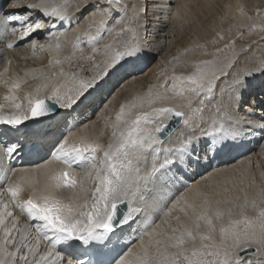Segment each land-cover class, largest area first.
Segmentation results:
<instances>
[{
	"label": "snow or ice",
	"instance_id": "obj_1",
	"mask_svg": "<svg viewBox=\"0 0 264 264\" xmlns=\"http://www.w3.org/2000/svg\"><path fill=\"white\" fill-rule=\"evenodd\" d=\"M173 6L174 0H0V59L17 47L54 54L48 72L24 73L40 81L26 96L15 94L26 81H12L0 126L19 131L30 121L62 117L65 131L51 157L66 166L51 176L55 183L31 179L34 171L47 173L51 161L18 167L25 143L0 132V264H264V190L249 200L243 180L229 178L215 190L190 183L220 171L216 162L251 139H264V35L237 47L246 35L264 33L255 23L264 8L248 15L241 5L248 23L231 24L223 47L210 53L206 46L225 40L222 33L195 45L211 59L173 57L170 83L185 103H171L153 86L130 93L114 118L99 117L103 129L112 128L101 143L93 117L136 79L138 64L163 51ZM63 51L69 54L60 59ZM177 68L192 71L176 75ZM77 128L78 140L69 144ZM84 164L94 187L82 180L81 195L66 201L60 191L76 187L68 169Z\"/></svg>",
	"mask_w": 264,
	"mask_h": 264
},
{
	"label": "bare ground",
	"instance_id": "obj_2",
	"mask_svg": "<svg viewBox=\"0 0 264 264\" xmlns=\"http://www.w3.org/2000/svg\"><path fill=\"white\" fill-rule=\"evenodd\" d=\"M259 4L262 5V8H264V0H174V15L169 21L168 27L170 25L169 29L176 43H173V41L171 42L169 40L168 46L164 49V51H170V45L173 43L174 46H172L173 48L168 54H174L179 45L182 46L183 50H185L186 48L192 49V52L188 53L187 56H184L183 52L182 55H180L181 60L188 59L190 61H196L200 59H211V56L200 55L201 50L197 49L195 45L206 44V42L212 40L213 38L218 39V37H216V34L222 33L226 36L225 40L219 41V43L216 45L207 44L206 46L207 51L210 53L213 52L216 47H223V44L227 43V40L229 38L227 29L231 24H237L241 22L248 23L239 16V7L241 5H244L245 10L248 12L250 8L253 9ZM255 23L258 26L264 24V17L256 19ZM174 27L175 30H172V28ZM232 35L234 36L235 33L233 32ZM262 35H264V33L258 31L253 32L251 35H246L244 40L237 41V47L239 48L241 45L247 46L253 41L258 40ZM8 39L11 40L14 39V37L9 36ZM259 47L264 48V44L260 45ZM87 51L88 50L86 49V54ZM38 52L39 53L33 54V51L27 47L4 50L3 57H5V59H0V71H3L0 75V103H4L3 97L8 94V90L11 87L12 81L16 77H21L26 81L25 83H21L23 88L20 86V88L15 90L16 95H18L19 97H24L26 96L28 91L34 90L35 86L40 83L39 80L33 79L31 75L25 77L24 73L30 68L42 69L45 72L49 71V68L47 66L53 59L54 54L41 52L40 50H38ZM68 54V51H63L59 54V58H63ZM26 57H28L29 59H26ZM161 58H164L163 55L161 56ZM9 59L14 60L12 61ZM8 61H11V63H8ZM15 61H17L19 65L21 64L23 65V67L27 66L28 68L21 69L15 64ZM173 62L174 63L171 67L166 61L162 64L159 63L155 65L153 69L151 68L152 70L150 69L147 72H143L146 69L143 62H141V65L138 64V69H142V71H137V76L139 75V77H136L135 80H130V82L127 83L123 89L119 90L118 97L113 98L112 103L108 107V110L106 112L98 113L97 118L102 114H105V116L110 115L114 118L116 112L119 109V103L124 99V97L129 96L130 93L133 92H145L149 86H153L154 90H158L170 97L171 103H185L183 99L174 96V90L172 89V84L170 83L171 77L173 75L172 69L176 64V61ZM35 64L38 66L33 67V65ZM5 67L8 68L7 72L4 71ZM58 67L59 66H56L51 70L55 71ZM190 71H192V69L186 70L184 68H177L176 75H180L182 73L184 75H187ZM5 80L8 81L7 85H5L4 83ZM164 85H166L165 89L163 88ZM88 115H91L90 110L88 112ZM58 120L59 119H52L46 122L43 126L35 130V134L41 133L40 130H44L46 128L49 130V132L55 131L54 133L57 134L58 131L62 129L63 118L60 122H56ZM93 120H98L96 128L98 131L102 130L104 133L101 137V143L107 144L111 135V126L103 129L102 125L104 124V122H102V119H96L94 116ZM180 130H182V126L178 127V131ZM81 131V129L77 128L73 135L68 137L69 144L78 140ZM261 145L262 146H259V148H257L258 151H256L255 149L254 152L243 157L238 162L220 166V171L218 172L212 170L210 171V173L206 175L204 174L203 178L201 175V177L199 175H196L190 181V183L192 184V188L195 189L197 186L203 188V186L207 184L211 185L213 190H215L218 187H224L225 181L230 178L235 181L243 180V183H241L239 187L247 191L249 200H252L254 197H258L259 193L264 190V176H262V173H264V140ZM249 162L250 170H248ZM63 169L64 167L61 164L51 162L49 164L47 173H45V171L42 169L34 171L32 173L31 179L37 180L41 184H43L45 180H48L50 183H55V181L51 180V176ZM84 170L88 171L87 165ZM69 172L76 180V187L65 188L60 191L59 195L64 197L66 201L69 198L74 199L76 196L81 195L80 187L81 181L83 180L80 171L76 170ZM20 175L21 174L18 173L17 176L13 177V179H18ZM198 177L200 178L197 179ZM252 181H254V183H252ZM83 184L84 187L88 189H92L94 187L93 182L88 179L84 180ZM228 186L231 187V185ZM192 194L193 193L191 192L188 193L189 196H191ZM232 194L240 195L241 197H243V193L240 192H233ZM217 199H223V196L217 197ZM248 214H254L251 208L248 209ZM135 248L136 245L134 244L133 249L135 250Z\"/></svg>",
	"mask_w": 264,
	"mask_h": 264
},
{
	"label": "rangeland",
	"instance_id": "obj_3",
	"mask_svg": "<svg viewBox=\"0 0 264 264\" xmlns=\"http://www.w3.org/2000/svg\"><path fill=\"white\" fill-rule=\"evenodd\" d=\"M258 6H260V7H262V5H258ZM252 11H251V8H250V10H248V15H253V12L251 13ZM169 24V23H168ZM170 25H169V27H168V25H167V27L165 28V44H164V47H163V51H161L160 52V54L159 55H157V56H155L152 60H151V62L150 63H147V65H145L144 64V67H146V69L143 71V72H147L148 70H150L151 68L153 69L154 67H155V65H157V64H162V63H164L165 61L166 62H168L169 63V66L171 67L172 65H173V57H174V54H175V56H180V55H182V53L184 52V50L182 49V46L181 45H179L178 47H177V49L175 50V52H174V54L173 53H170V54H168L171 50H172V46H174V42H175V39L173 38V36H172V33H171V31H170ZM175 30V27L174 28H172V30ZM169 30V31H168ZM170 38V39H169ZM173 41V43L170 45L171 47L169 48V50L170 51H168V52H165L164 51V49L165 48H167V46H168V41ZM170 43V42H169ZM176 43V42H175ZM20 48H22V47H20ZM24 48V47H23ZM39 50V49H38ZM38 50H36L35 51V54L36 53H39L38 52ZM181 50V51H180ZM163 55V59L161 58V56ZM167 56V57H166ZM168 60H167V59ZM26 59H29L28 57H26ZM9 60H14V59H9ZM15 64L18 66V67H20L21 69H26V68H28L27 66H24L23 67V65H19V63L17 62V61H15ZM142 63H140L139 65H141ZM33 67H36V64L35 65H33ZM151 69V70H152ZM136 77H139V75L137 76L136 75ZM130 82V81H129ZM128 82V83H129ZM163 88L165 89L166 88V85H164L163 86ZM118 95H119V92H117L116 93V96L114 97V98H116V97H118ZM110 106V105H109ZM108 106V107H109ZM103 116H105V114H102V115H100L99 117H103ZM99 117L97 118V116H95V118L96 119H99ZM59 118H60V116H59ZM58 117L57 118H55V119H59ZM83 119V118H82ZM103 120V119H102ZM98 121V120H97ZM102 122H104V120L102 121ZM109 126H111L110 124H109ZM49 131V130H48ZM53 131V130H52ZM111 131H112V128H111ZM54 132V131H53ZM208 173H210V172H208ZM207 173V174H208ZM94 174V173H93ZM204 175V174H203ZM200 176V175H199ZM83 177V176H82ZM84 180H87V179H84V177H83V182H84Z\"/></svg>",
	"mask_w": 264,
	"mask_h": 264
},
{
	"label": "water",
	"instance_id": "obj_4",
	"mask_svg": "<svg viewBox=\"0 0 264 264\" xmlns=\"http://www.w3.org/2000/svg\"><path fill=\"white\" fill-rule=\"evenodd\" d=\"M52 118H54V117H52ZM49 119H51V118H49ZM44 120H47V119H44ZM42 121H43V120H42ZM42 121H41L39 124L30 121L29 125H30L32 128H34V127H36L37 125H40V124L42 123Z\"/></svg>",
	"mask_w": 264,
	"mask_h": 264
}]
</instances>
